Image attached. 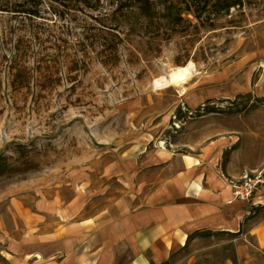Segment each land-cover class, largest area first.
<instances>
[{"label":"rangeland","instance_id":"rangeland-1","mask_svg":"<svg viewBox=\"0 0 264 264\" xmlns=\"http://www.w3.org/2000/svg\"><path fill=\"white\" fill-rule=\"evenodd\" d=\"M243 1L213 28L134 40L120 59H72L83 53L86 9L59 18L41 1L39 18L23 27L19 0H0V264H28L30 231L56 229L120 198L142 154L199 153L227 139L219 161L237 175L264 170V0ZM188 63L183 84L163 83ZM257 197L240 239L205 234L163 264L190 254L194 264H264V184Z\"/></svg>","mask_w":264,"mask_h":264},{"label":"crops","instance_id":"crops-1","mask_svg":"<svg viewBox=\"0 0 264 264\" xmlns=\"http://www.w3.org/2000/svg\"><path fill=\"white\" fill-rule=\"evenodd\" d=\"M219 142L199 153L161 149L146 159L142 154L139 163L133 159L120 198L90 216L78 211L76 220L65 217L56 229L30 231L34 245L27 263L163 264L205 234L240 239L246 215L262 199L232 198L228 181L241 173L219 161L230 145L227 139L225 145ZM181 264H194L193 254Z\"/></svg>","mask_w":264,"mask_h":264},{"label":"trees","instance_id":"trees-1","mask_svg":"<svg viewBox=\"0 0 264 264\" xmlns=\"http://www.w3.org/2000/svg\"><path fill=\"white\" fill-rule=\"evenodd\" d=\"M41 1L48 9L56 7L54 14L59 18L75 14L78 8L86 9L87 20L80 19L82 24L78 26L84 32L79 34L83 53H75L72 59L88 58L89 54L96 59H120V49L134 40L151 43L169 40L189 28H213L215 21L229 15L231 9H241L244 3L243 0H19L14 13L19 16L20 25L30 27L29 22L39 18ZM185 12L191 13L196 23L187 20L183 16ZM88 31L92 33L89 36L85 33ZM90 36L92 42H89ZM36 56L44 59L46 54ZM16 58L22 59V56ZM102 64L108 63L102 61Z\"/></svg>","mask_w":264,"mask_h":264},{"label":"built area","instance_id":"built-area-1","mask_svg":"<svg viewBox=\"0 0 264 264\" xmlns=\"http://www.w3.org/2000/svg\"><path fill=\"white\" fill-rule=\"evenodd\" d=\"M232 189L234 200L249 201L264 184V170L258 169L250 173H243L238 179L228 181Z\"/></svg>","mask_w":264,"mask_h":264},{"label":"bare ground","instance_id":"bare-ground-1","mask_svg":"<svg viewBox=\"0 0 264 264\" xmlns=\"http://www.w3.org/2000/svg\"><path fill=\"white\" fill-rule=\"evenodd\" d=\"M191 73H192V64L188 63L186 66H182V67L174 69L169 74V76L166 78L165 82H163V83L164 84H173V85L183 84L184 81L190 76ZM158 84L159 83H157L156 85H158ZM161 88H163V87H161Z\"/></svg>","mask_w":264,"mask_h":264}]
</instances>
